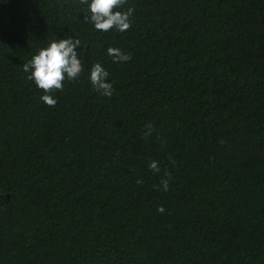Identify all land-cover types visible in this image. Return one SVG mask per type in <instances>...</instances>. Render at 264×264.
I'll use <instances>...</instances> for the list:
<instances>
[{"label":"trees","instance_id":"16d2710c","mask_svg":"<svg viewBox=\"0 0 264 264\" xmlns=\"http://www.w3.org/2000/svg\"><path fill=\"white\" fill-rule=\"evenodd\" d=\"M128 7L101 32L79 0H0V264H264V0ZM69 36L84 71L49 107L23 65Z\"/></svg>","mask_w":264,"mask_h":264},{"label":"clouds","instance_id":"9594fccd","mask_svg":"<svg viewBox=\"0 0 264 264\" xmlns=\"http://www.w3.org/2000/svg\"><path fill=\"white\" fill-rule=\"evenodd\" d=\"M81 4L87 5V12L84 20L91 22L95 30L109 32L115 29L124 32L131 27V16L135 11L134 7L125 9L127 0H79ZM81 46V41L72 37L66 39L53 40L47 47L38 50L27 63L23 65V70L30 73L29 80H33L36 86L45 93L41 100L49 107H55L57 101L53 98L54 91H62L64 81L76 80L84 71V66L79 58L77 47ZM107 54L113 57L114 61L126 62L131 59L130 54H126L121 49L109 46ZM109 72L99 63L92 65L90 69V82L93 88L101 95L111 97L113 94V84L107 81ZM155 131L152 124L145 125V137L151 136ZM150 169L159 172L158 162L153 160L149 163ZM165 176L171 177L170 172ZM142 184V180H137ZM160 184L164 191L169 189V179L162 178ZM159 212L165 211L163 206H158Z\"/></svg>","mask_w":264,"mask_h":264}]
</instances>
